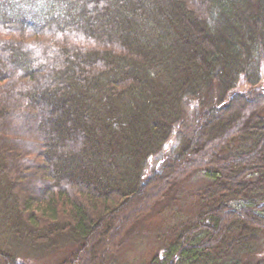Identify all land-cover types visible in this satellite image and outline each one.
<instances>
[{
	"label": "trees",
	"instance_id": "obj_1",
	"mask_svg": "<svg viewBox=\"0 0 264 264\" xmlns=\"http://www.w3.org/2000/svg\"><path fill=\"white\" fill-rule=\"evenodd\" d=\"M263 65L264 0H0V264L67 239L61 264H110L197 173L200 211L146 264H243L264 238Z\"/></svg>",
	"mask_w": 264,
	"mask_h": 264
},
{
	"label": "rangeland",
	"instance_id": "obj_2",
	"mask_svg": "<svg viewBox=\"0 0 264 264\" xmlns=\"http://www.w3.org/2000/svg\"><path fill=\"white\" fill-rule=\"evenodd\" d=\"M260 51L257 52L259 55ZM264 66V65H263ZM262 71L260 74H263ZM249 86L243 84L240 90H247ZM220 92L215 86L205 90L198 100L199 111L193 109L190 116L196 113L198 117L204 110L217 106ZM176 142L171 139L165 151L173 152ZM209 184L205 173H197L189 177L170 199L163 200L144 221L138 224L124 239L118 252L111 258L110 264H146L154 255L162 254L166 245L173 240L177 231L184 224L193 221L199 208V193ZM102 235V234H101ZM0 227V240H4ZM81 246V242L67 239L54 249H41L36 252L29 250L28 254H20L22 264H61L72 256ZM255 247L254 254L241 256L243 264L261 262L264 264V238H260Z\"/></svg>",
	"mask_w": 264,
	"mask_h": 264
}]
</instances>
